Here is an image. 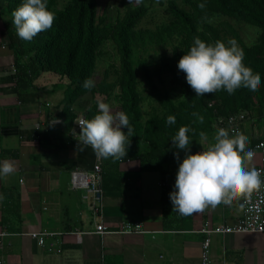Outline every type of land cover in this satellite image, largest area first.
Masks as SVG:
<instances>
[{
    "label": "crops",
    "instance_id": "1",
    "mask_svg": "<svg viewBox=\"0 0 264 264\" xmlns=\"http://www.w3.org/2000/svg\"><path fill=\"white\" fill-rule=\"evenodd\" d=\"M2 6L0 0V163L16 167L0 177V231L16 234L5 239L4 258L11 264H201L199 230L206 222L210 228L235 224L242 200L184 216L173 211L169 196L176 168L169 166L166 175L143 171L138 159H103L104 222L111 232L94 233L91 203L70 179L77 167L91 170L97 155L72 139L60 116L67 79L53 72L30 79L18 69L13 78L12 66L18 67ZM86 99L74 105L77 118L84 116ZM241 133L247 149L264 139V113L251 115ZM260 164L257 156L249 167ZM127 222L141 223L145 232H118ZM36 230L56 234L43 246L27 235ZM211 255L213 264H264V234L213 233Z\"/></svg>",
    "mask_w": 264,
    "mask_h": 264
},
{
    "label": "trees",
    "instance_id": "2",
    "mask_svg": "<svg viewBox=\"0 0 264 264\" xmlns=\"http://www.w3.org/2000/svg\"><path fill=\"white\" fill-rule=\"evenodd\" d=\"M1 1L18 73L31 79L42 72H53L67 79L60 116L71 130L77 119L74 105L81 97L90 94L93 98L84 101L85 119L98 113V102L109 104L111 99L117 100L120 112L128 116L134 130L133 136L128 137L127 156L119 160L138 159L143 171L167 175L170 166L178 172L179 163L187 154L202 151L205 140L201 133L208 140L214 135L217 113L228 115L242 110L250 116L264 113V0H161L172 19L155 28L139 26L153 10V0H144L140 6L127 5L122 0L126 10L114 20L100 14L98 0H65L62 5L61 0H46L48 9L55 14V22L32 41L21 40L12 23V13L23 0ZM201 3L205 4L203 10L198 7ZM221 17L255 26V42L247 44L230 22L214 21ZM197 36L208 44L219 40L227 45L234 39L244 52L245 66L259 73V89L252 92L241 87L231 95L219 90L196 96L185 73L178 69V62ZM107 42L115 45L118 64L109 63L97 83L93 75ZM86 79L95 82L91 90L83 87ZM143 84L148 91L146 96L142 93ZM193 112L204 117L203 123ZM169 115L176 118L172 125L166 123ZM185 126L190 129L187 133L192 141L190 153L174 148L171 140ZM122 131L127 133V128ZM174 152H179V160ZM176 176H172L173 182Z\"/></svg>",
    "mask_w": 264,
    "mask_h": 264
},
{
    "label": "clouds",
    "instance_id": "3",
    "mask_svg": "<svg viewBox=\"0 0 264 264\" xmlns=\"http://www.w3.org/2000/svg\"><path fill=\"white\" fill-rule=\"evenodd\" d=\"M144 0H128L129 5L140 6ZM157 3L160 0H156ZM198 7L203 10L205 4ZM12 23L17 36L24 41H32L38 34L53 26L55 14L47 7L46 0H23L13 11ZM244 52L234 39L227 45L222 41L208 44L198 36L193 46L178 62V69L185 73L188 85L202 97L225 90L233 94L244 87L252 92L259 89L261 77L243 63ZM95 86L92 79H86L83 87L91 90ZM200 123L204 117L192 113ZM175 116L169 115L166 123L174 124ZM78 144L91 147L99 158L122 159L127 156V148L133 136V128L124 112L113 113L110 105L98 102V113L91 119H79ZM127 128V133L122 131ZM190 129L180 127L171 139L173 147L190 153L192 141L188 136ZM202 140L207 137L201 133ZM247 138L240 132L230 136L225 128H219L214 143L206 150L187 154L179 163L174 190L169 194L173 211L184 216L202 213L208 208L215 209L221 204L231 206L233 202L250 199L254 192L264 188L262 174L250 168L254 152L247 149ZM83 150V148H81ZM173 155L179 160V152ZM16 171L15 165L5 160L0 163V177H7ZM0 200L3 196L0 195Z\"/></svg>",
    "mask_w": 264,
    "mask_h": 264
},
{
    "label": "built area",
    "instance_id": "4",
    "mask_svg": "<svg viewBox=\"0 0 264 264\" xmlns=\"http://www.w3.org/2000/svg\"><path fill=\"white\" fill-rule=\"evenodd\" d=\"M17 68L12 66L13 78H16ZM210 106L212 104L210 103ZM251 116L248 111H240L238 113H232L228 115L217 113L214 119L215 129L225 128L229 131V135L232 136L236 132L242 131L243 123L250 119ZM79 119H85L84 116H80L75 120V125L71 130V136L74 141L78 143V134L80 127L76 123ZM254 152V158L257 156L260 159L261 164L259 166H252L262 174L264 179V139H259L248 148ZM23 181V180H21ZM70 183L72 188L84 191L83 198L91 203L92 215L96 220L94 233L103 235L111 232L104 222V188H103V158L96 156V162L91 170H85L81 168H75L71 172ZM243 214L233 225L219 226L216 228H210L209 223L206 222L199 232L204 234V239L201 245V264H213L211 255V238L213 233H261L264 234V188L259 192H254L250 199H242ZM120 233H144L145 229L141 223H124ZM55 232L47 230L31 231L27 235L35 239L40 245H45V239L47 236L55 235ZM16 235L6 230L0 231V264H11L8 262L1 251L6 244L5 239L9 236Z\"/></svg>",
    "mask_w": 264,
    "mask_h": 264
},
{
    "label": "rangeland",
    "instance_id": "5",
    "mask_svg": "<svg viewBox=\"0 0 264 264\" xmlns=\"http://www.w3.org/2000/svg\"><path fill=\"white\" fill-rule=\"evenodd\" d=\"M65 0L60 1V5L64 3ZM149 1V0H148ZM153 10L145 16L140 22L139 26L143 28H155L161 23L169 22L172 19L170 11L168 10L166 5H161V0L159 3L156 0H153ZM165 1V0H164ZM126 4L129 5L128 0H126ZM99 3V11L100 14H106L109 17V20H114L118 14H124L126 10V5L122 3V0H98ZM133 6V5H132ZM215 22L228 21L238 30L240 35L247 44H252L256 40L255 31L257 28L248 23H237L235 20L230 18H216ZM239 46V45H238ZM117 50L115 45L112 42H107L102 49V55L99 59L96 71L93 75V79L95 82H99L103 78L104 70L108 66L109 63H117ZM118 64V63H117ZM147 88L142 85V93L143 95H147ZM88 101H92L93 98L90 94L85 96ZM98 99L101 100V96H97ZM110 108L113 113L120 112V105L117 100L111 99L109 102ZM148 109V105L144 107Z\"/></svg>",
    "mask_w": 264,
    "mask_h": 264
}]
</instances>
